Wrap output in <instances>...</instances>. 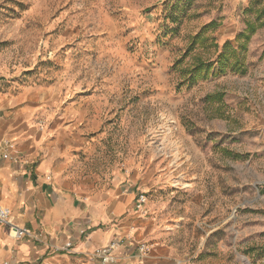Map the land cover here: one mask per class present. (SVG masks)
<instances>
[{
	"label": "rangeland",
	"instance_id": "obj_1",
	"mask_svg": "<svg viewBox=\"0 0 264 264\" xmlns=\"http://www.w3.org/2000/svg\"><path fill=\"white\" fill-rule=\"evenodd\" d=\"M228 41L243 72L186 81ZM22 94L77 179L146 195L183 264H264V0H0V99Z\"/></svg>",
	"mask_w": 264,
	"mask_h": 264
},
{
	"label": "crops",
	"instance_id": "obj_2",
	"mask_svg": "<svg viewBox=\"0 0 264 264\" xmlns=\"http://www.w3.org/2000/svg\"><path fill=\"white\" fill-rule=\"evenodd\" d=\"M55 122L48 98L0 99V205L14 225L39 236L17 240L0 225V264H103L95 251L117 239V264H183L161 225L136 211L133 183L118 176L104 186L73 175L64 161L66 129ZM6 140L16 150L8 158ZM140 244L150 249L145 255Z\"/></svg>",
	"mask_w": 264,
	"mask_h": 264
},
{
	"label": "built area",
	"instance_id": "obj_3",
	"mask_svg": "<svg viewBox=\"0 0 264 264\" xmlns=\"http://www.w3.org/2000/svg\"><path fill=\"white\" fill-rule=\"evenodd\" d=\"M4 148H5V152L3 154L4 158L10 157L13 152L16 153L15 144L13 141L6 140ZM146 202H147L146 195L144 193H138L135 202L136 211L142 212L143 211L142 207ZM4 224L9 225L10 235L14 239L20 240L24 238H39V236L36 235L30 229L25 227L22 228L17 225H14L11 222V210L8 207L0 205V225H4ZM121 244H122L121 239L114 240L109 245L96 250L94 255L100 258L103 264H117L118 259L114 254V252ZM71 247H72V243L67 242L64 244L63 249L69 250ZM138 248L140 252L144 255L148 253L150 250L147 244H140ZM3 264H10V263L4 262Z\"/></svg>",
	"mask_w": 264,
	"mask_h": 264
},
{
	"label": "trees",
	"instance_id": "obj_4",
	"mask_svg": "<svg viewBox=\"0 0 264 264\" xmlns=\"http://www.w3.org/2000/svg\"><path fill=\"white\" fill-rule=\"evenodd\" d=\"M259 26L260 24L255 22H248L246 24V29L238 33V38L244 36L246 40H249ZM200 36L201 35H197L195 38H200ZM229 48L231 53H229ZM231 57L234 58V60L230 61ZM228 69L234 70L236 72L244 71L242 60L237 52L233 50L232 43L230 41L225 43L224 48L218 55L216 62L198 61L194 66L187 69L185 72L186 81L192 84L201 77L207 76L209 74H221L226 72Z\"/></svg>",
	"mask_w": 264,
	"mask_h": 264
}]
</instances>
